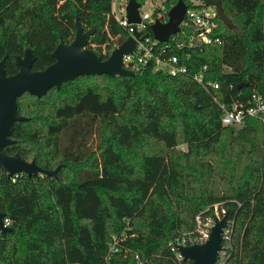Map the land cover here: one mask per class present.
Masks as SVG:
<instances>
[{
	"label": "trees",
	"instance_id": "16d2710c",
	"mask_svg": "<svg viewBox=\"0 0 264 264\" xmlns=\"http://www.w3.org/2000/svg\"><path fill=\"white\" fill-rule=\"evenodd\" d=\"M176 2L163 0L161 20ZM221 3L231 25L216 15L220 43L200 42L187 17L159 43L187 67L184 75L154 70L150 60L132 75H81L17 98L26 119L14 122L4 152L60 167L56 176L9 178L0 165V211L11 227L0 232V264H175L169 241L216 202L233 218L225 264H264V122H220L221 105L264 97V0ZM76 19L95 27L87 47L101 60L127 37L112 0H0L6 73L26 47L33 69L53 62ZM203 66L218 88L192 78ZM113 235L123 240L107 261Z\"/></svg>",
	"mask_w": 264,
	"mask_h": 264
},
{
	"label": "water",
	"instance_id": "95a60500",
	"mask_svg": "<svg viewBox=\"0 0 264 264\" xmlns=\"http://www.w3.org/2000/svg\"><path fill=\"white\" fill-rule=\"evenodd\" d=\"M207 6L215 8L217 16L227 25L231 20L224 12L221 0H203ZM138 0H126L122 5L128 23L138 24L141 21ZM187 5L183 0H177L167 11V19L164 21L155 18L149 24L152 36L165 42L173 34L180 31ZM95 27L84 29L78 19L75 20L74 36L69 42L62 39L51 51L54 60L42 69H33L32 64L36 56L26 47L22 54L13 56V64L16 71L7 74L5 70L4 55L0 59V165L12 177L17 173H25L27 176L38 174L56 176L60 165L48 170L39 167L34 160L26 161L18 153L7 154L3 148L14 142L11 133L15 121L25 120L26 117L17 110V98L28 92L37 97L42 96L50 87L59 88L61 83L81 75L110 76L132 75L134 71L125 68L122 63L124 54L132 52L136 47V38L142 39L146 33L136 30L116 45L106 59L101 60L97 53L87 47V42L93 34ZM245 83H239L238 87ZM5 213L0 211V232L9 231L11 227L5 225L3 219ZM227 215L216 217L211 227L208 238L204 242H195L187 245H178V250L184 259H189L190 264H215L218 253L222 248V230Z\"/></svg>",
	"mask_w": 264,
	"mask_h": 264
},
{
	"label": "built area",
	"instance_id": "2783aa9c",
	"mask_svg": "<svg viewBox=\"0 0 264 264\" xmlns=\"http://www.w3.org/2000/svg\"><path fill=\"white\" fill-rule=\"evenodd\" d=\"M165 11V8L162 6L157 12L156 18L161 20ZM139 14L141 21L138 24L128 23L124 13L119 17L115 16L119 25L126 30L127 35H132L136 30L146 33L142 39L136 38V47L132 52L123 55V66L135 71L139 69L140 66H143L147 64L148 61L152 60L154 62V70H160L172 76L186 74L188 71L187 67L180 62L179 58L173 54L162 55L161 53L165 51V46L159 47V43L163 42L156 40L152 34L147 31V25L149 26V24L153 22L155 18H149L148 16L141 15L140 10ZM216 15L217 14L213 6H207L203 0H192V6L187 7L184 19L187 17L188 21H190V23L196 28V37L200 42L204 44L215 45L220 43L219 36H212L213 29L217 26L215 21ZM173 35L169 38H172ZM205 70L206 66H203L198 72L194 73L192 78L206 91L211 88H218L217 82L205 79ZM221 107L223 108V113L220 116V122L222 125L227 126L238 124L248 117H258L262 122H264V97L261 95L252 94L248 103L233 101L229 108H225L223 105H221ZM223 215H227V218L222 230V248L218 253V258L215 264H225L227 249L229 247L231 233L233 231V218L228 216L226 208L223 207L219 202L213 203L211 205V209L208 212L205 213L202 211L195 215V227L192 231H189L180 237H176L175 239L169 241V249L174 254L176 259L175 264H184L182 262L184 261V258L181 256L178 250V245L204 242L209 236L211 227L214 224V219L216 217L220 218ZM3 222L5 225L10 224L9 219L5 217ZM122 240V235L112 236L111 242L109 244L110 252L106 257L107 261L110 255L118 249V244Z\"/></svg>",
	"mask_w": 264,
	"mask_h": 264
},
{
	"label": "rangeland",
	"instance_id": "374dc122",
	"mask_svg": "<svg viewBox=\"0 0 264 264\" xmlns=\"http://www.w3.org/2000/svg\"><path fill=\"white\" fill-rule=\"evenodd\" d=\"M126 0H112V12L116 17L121 16L124 13L122 5ZM163 5V0H141V6L139 8L141 15L151 18V14L155 13ZM182 145V146H180ZM178 148L184 149V144L177 145Z\"/></svg>",
	"mask_w": 264,
	"mask_h": 264
}]
</instances>
